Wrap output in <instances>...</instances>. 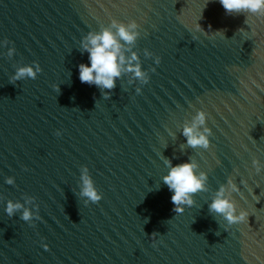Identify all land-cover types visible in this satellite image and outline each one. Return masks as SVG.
<instances>
[{"label": "water", "instance_id": "1", "mask_svg": "<svg viewBox=\"0 0 264 264\" xmlns=\"http://www.w3.org/2000/svg\"><path fill=\"white\" fill-rule=\"evenodd\" d=\"M113 22L137 24L126 56L147 83H81L83 41ZM28 66L36 78L15 80ZM199 112L209 149L183 135ZM254 160L264 166V17L219 0H0V264H264ZM166 161L207 174L182 213ZM85 175L99 203L82 195ZM222 187L245 222L211 212ZM9 201L33 219L9 216Z\"/></svg>", "mask_w": 264, "mask_h": 264}, {"label": "clouds", "instance_id": "2", "mask_svg": "<svg viewBox=\"0 0 264 264\" xmlns=\"http://www.w3.org/2000/svg\"><path fill=\"white\" fill-rule=\"evenodd\" d=\"M219 3L229 14L249 13L257 17H264V0H219ZM137 27L136 23L124 25L113 22L111 28H105L98 33H90L82 43V49L88 54L89 62L79 65L81 83L95 85L102 90H112L116 87V80L126 72H131L137 79L147 83L146 74L137 63L138 56L135 53L130 57L126 56V52L130 51L126 45L135 43L139 37ZM200 31L202 29L197 23L195 32ZM216 36H221V34L218 32ZM195 38L198 39V37ZM157 63H160L159 59H157ZM40 71L38 66L23 67L17 70L14 79H35ZM105 98H109V93H105ZM206 121L207 114L199 112L191 125L184 127L183 135L187 139L188 146L204 149L211 147L212 131L206 127ZM166 163L170 171L164 176L163 181L173 193L171 200L176 206L175 210L182 213L184 206H192L195 203L193 198L195 194L207 190V174L199 172V166L195 162L175 166L171 161H166ZM253 165L258 174L264 171V166L259 160H254ZM7 183L13 184L14 179L9 178ZM226 191L222 187L217 192L210 204L211 212L222 216L224 220L228 221V226L245 222L248 219L247 211H238L235 202L226 195ZM232 191H237L235 185H232ZM82 195L94 203H99L103 199L95 189L94 182L87 175L84 177ZM20 210H22L21 218L23 220L33 219V212L30 209L23 208V205L19 203L8 202L6 212L9 216Z\"/></svg>", "mask_w": 264, "mask_h": 264}]
</instances>
